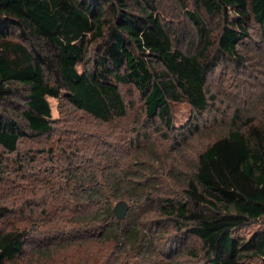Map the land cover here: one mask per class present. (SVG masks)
I'll return each instance as SVG.
<instances>
[{"label":"trees","instance_id":"obj_1","mask_svg":"<svg viewBox=\"0 0 264 264\" xmlns=\"http://www.w3.org/2000/svg\"><path fill=\"white\" fill-rule=\"evenodd\" d=\"M157 1L0 0V148L13 153L21 140L51 133L50 98L103 125L127 118L120 90L125 86L138 92L145 123L155 129L173 128L177 103L204 113L208 75L225 62L242 60L238 45L251 25L264 37V0H192L196 11L219 24L211 45L203 19L185 11L200 35L201 47L192 54L174 48L176 37L156 16ZM86 144L68 146L70 199L79 205L80 225L90 219L100 237L113 236L111 200L119 192L127 198L121 189L124 155L114 146L91 150ZM164 201L161 222L197 240L207 264H264V125L233 118L232 127L198 155L181 198ZM63 210L68 213V206ZM252 223L262 228L248 238L235 235ZM120 232L138 238L131 225ZM28 235L0 230V264L23 252ZM173 252L164 256L174 258Z\"/></svg>","mask_w":264,"mask_h":264},{"label":"rangeland","instance_id":"obj_2","mask_svg":"<svg viewBox=\"0 0 264 264\" xmlns=\"http://www.w3.org/2000/svg\"><path fill=\"white\" fill-rule=\"evenodd\" d=\"M184 2L181 7L179 0H158L156 16L176 37L174 48L192 54L201 47L200 35L185 11L203 19L211 45L219 24L196 11L192 0ZM238 47L239 63L225 62L208 75L206 111L197 115L186 103L172 105L171 130L145 123L140 96L128 86L120 88L127 118L104 125L64 101L50 98L52 132L21 140L13 153L0 148V230L26 231L30 240L23 252L6 264H207L197 240L178 234L168 220L161 222V204L168 198H181L198 155L232 127L233 118L264 125V37L256 25H251ZM93 48L94 43L89 44L86 57L92 55ZM74 141L87 143L91 150L103 145L114 146L118 155L122 151L125 182L121 189H127V198L119 192L111 206L120 200L130 204L126 223L138 232V238H126L120 229L128 226L125 228L124 221L116 225L113 216L109 224L119 229L113 228V236L100 237L90 219L89 224H79V205L70 199L74 183L68 181L66 165L72 153L68 146ZM66 205L68 213L63 210ZM261 228L252 223L235 235L248 238ZM141 243L144 246L140 247ZM170 249L175 256L167 259L164 255Z\"/></svg>","mask_w":264,"mask_h":264},{"label":"water","instance_id":"obj_3","mask_svg":"<svg viewBox=\"0 0 264 264\" xmlns=\"http://www.w3.org/2000/svg\"><path fill=\"white\" fill-rule=\"evenodd\" d=\"M129 208L130 204L127 201L120 200L113 206L112 214L117 219V221L122 222Z\"/></svg>","mask_w":264,"mask_h":264}]
</instances>
